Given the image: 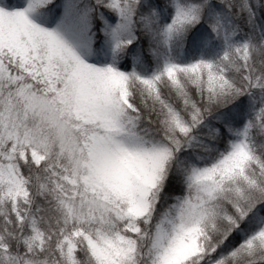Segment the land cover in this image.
Returning a JSON list of instances; mask_svg holds the SVG:
<instances>
[{
    "label": "snow or ice",
    "instance_id": "6c2138e0",
    "mask_svg": "<svg viewBox=\"0 0 264 264\" xmlns=\"http://www.w3.org/2000/svg\"><path fill=\"white\" fill-rule=\"evenodd\" d=\"M0 264H264V0H0Z\"/></svg>",
    "mask_w": 264,
    "mask_h": 264
}]
</instances>
